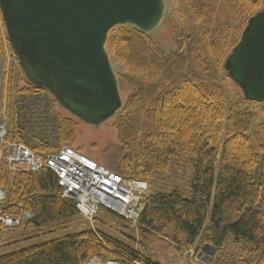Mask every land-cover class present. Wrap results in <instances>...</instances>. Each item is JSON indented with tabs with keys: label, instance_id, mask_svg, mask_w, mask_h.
Returning a JSON list of instances; mask_svg holds the SVG:
<instances>
[{
	"label": "trees",
	"instance_id": "trees-1",
	"mask_svg": "<svg viewBox=\"0 0 264 264\" xmlns=\"http://www.w3.org/2000/svg\"><path fill=\"white\" fill-rule=\"evenodd\" d=\"M190 1L193 23L187 28L175 24L176 47L169 52L157 48L148 32L136 27L115 38L108 33L107 41L119 44L117 54L126 65L149 77L143 80L117 74L134 91L116 114L119 142L109 168L126 178L149 182L168 168L172 158L191 155L190 192L152 185L138 221L140 229L145 232L146 226L153 228L155 221L160 222L165 228L180 231L187 245L201 237L217 249L233 237L252 254L253 264H264V124L256 125L257 115L251 110L255 101L240 91L236 92L237 99H232L223 84L231 79L224 68L225 60L250 17L264 7V0ZM0 13V51L5 55L3 31L8 44L10 39ZM238 18L239 38L226 47L227 28L235 26ZM17 69L26 76L19 62L11 64L5 90L6 142L19 139L45 153L74 143L76 122L63 115L57 117L52 132L35 123L38 131L31 135L35 127L29 112L33 109L14 103L12 93L14 89L22 96L49 91L27 77L24 87H16ZM4 151L8 153V145ZM0 187L6 194L1 202L5 213L31 211L32 217L21 225L27 229L81 215L76 202L62 195L58 177L48 167L27 172L3 160ZM98 256L128 264H160L94 229L3 250L0 262L87 264Z\"/></svg>",
	"mask_w": 264,
	"mask_h": 264
},
{
	"label": "water",
	"instance_id": "water-1",
	"mask_svg": "<svg viewBox=\"0 0 264 264\" xmlns=\"http://www.w3.org/2000/svg\"><path fill=\"white\" fill-rule=\"evenodd\" d=\"M10 44L28 80L81 120L99 125L123 108L106 40L118 24L153 31L165 0H0ZM224 68L243 95L264 103V7L248 20ZM216 247L206 243L210 256ZM209 261V259H207Z\"/></svg>",
	"mask_w": 264,
	"mask_h": 264
},
{
	"label": "rangeland",
	"instance_id": "rangeland-1",
	"mask_svg": "<svg viewBox=\"0 0 264 264\" xmlns=\"http://www.w3.org/2000/svg\"><path fill=\"white\" fill-rule=\"evenodd\" d=\"M165 1V15L161 23L153 31L148 32V36L157 48L169 52L176 47L174 42L175 24L182 28H187L189 24L193 23V18L190 14V0ZM240 23L241 21L238 18L236 19L235 26L227 28L228 37L226 47L230 43L237 42L241 32ZM134 28L135 26L133 25L118 24L109 31V36L111 38L119 37L122 31L133 30ZM105 46L116 74H127L143 80L149 79L143 72L126 65L118 56L117 51L120 49V46L117 42L111 43L106 40ZM1 53L0 51V109L4 107L6 101L5 90L7 76H9L7 75L8 63L4 60L5 55L2 56ZM25 77L20 75V70H16V87H24L27 84ZM118 80L124 106L128 97L133 93L134 88L121 78ZM223 84L232 99H237L236 92H242L238 86L236 87L232 79H225ZM34 95L37 98H41L42 101L38 106L25 105L33 109V112H29V115L31 121L34 123L36 132L32 131L31 135H35L38 131V125L35 123H39L40 126L41 124L42 126H47V128H50V132H52L57 124V117L62 115L71 117L76 122L75 141L71 143V146L100 164L107 167L112 164L116 150L115 146L119 142L115 127L116 115L99 125H95L81 120L64 109L49 92H37ZM12 98H14V100L12 99L14 103L21 106L27 103L25 102L26 95H19L16 89L12 93ZM33 103L39 102L35 101ZM251 110L257 115L256 125L264 124V103H254ZM122 113L125 114L126 111H122ZM192 172L191 155L183 154L172 158L171 163L163 173L158 175L154 181L153 179H149L150 186L146 196L149 195L152 185H155L156 189L162 190L177 187L185 194H188L190 192ZM154 225L153 228L146 226L147 230L144 232L140 229L138 223L129 222L114 213L102 209L96 214L93 222L82 214H79V216L69 220H61L43 225L39 229H27L25 226H21L20 228L14 229L5 239L3 250L12 251L34 244H40L50 239L60 238L70 233L94 229L99 233L123 241L136 249L142 256L149 257L160 264H253L252 254L245 250L243 244L237 242L233 237H229L210 256L211 254L208 252L202 251V248L207 242H204L201 237L197 238L194 244L187 245L186 238L180 231H174L173 228L169 227L165 228L160 222L156 221ZM93 258L103 264H107L110 261L118 262L119 264H128L122 259L104 260L103 256L92 257L87 261V264H90Z\"/></svg>",
	"mask_w": 264,
	"mask_h": 264
},
{
	"label": "built area",
	"instance_id": "built-area-1",
	"mask_svg": "<svg viewBox=\"0 0 264 264\" xmlns=\"http://www.w3.org/2000/svg\"><path fill=\"white\" fill-rule=\"evenodd\" d=\"M0 22L3 25L1 13ZM3 39L4 60L8 63V75L9 66L11 63H16L17 56L11 52V46L6 42L4 31ZM35 101L39 103H33ZM41 101V98L29 93L26 96L25 102L27 103L24 105L38 106ZM2 109L0 114V163L7 160L16 169L27 172L37 171L43 167L50 168L58 177L63 189L62 195L73 199L80 213L91 222L94 221L96 214L104 209L129 222L138 223L145 209V198L149 189L146 180L126 178L70 145H63L57 151L45 153L31 149L19 139L6 143L8 134L6 102ZM6 145L9 147L7 154L4 151ZM5 196V191L0 187V257L5 239L14 229L19 228L25 219L32 217L31 211H25L21 215L5 213L1 208V202L5 200Z\"/></svg>",
	"mask_w": 264,
	"mask_h": 264
},
{
	"label": "bare ground",
	"instance_id": "bare-ground-1",
	"mask_svg": "<svg viewBox=\"0 0 264 264\" xmlns=\"http://www.w3.org/2000/svg\"><path fill=\"white\" fill-rule=\"evenodd\" d=\"M0 114H1V109H0ZM90 264H103V263H100L99 261H97V260H92L91 262H90ZM107 264H119L118 262H114V261H110V262H108Z\"/></svg>",
	"mask_w": 264,
	"mask_h": 264
}]
</instances>
